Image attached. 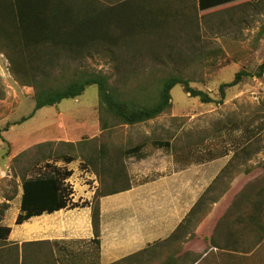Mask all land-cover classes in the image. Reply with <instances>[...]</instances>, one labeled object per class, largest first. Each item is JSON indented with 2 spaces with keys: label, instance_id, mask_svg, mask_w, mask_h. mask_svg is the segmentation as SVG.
Here are the masks:
<instances>
[{
  "label": "trees",
  "instance_id": "16d2710c",
  "mask_svg": "<svg viewBox=\"0 0 264 264\" xmlns=\"http://www.w3.org/2000/svg\"><path fill=\"white\" fill-rule=\"evenodd\" d=\"M242 1H245L243 2L245 4L250 0H0V50L6 51L19 83L35 89L33 111L14 123L27 121L43 107L58 105L64 99L77 98L83 94L88 85L96 84L99 92L98 114L102 130L100 135L92 139L83 137L76 142H65L81 152V167L92 169L100 178V185L93 199L83 201L82 204L72 201L74 191L67 180L72 176L73 170L55 166L48 160L71 163L77 160V157L51 151L43 156L48 172L31 176H28V172H23L20 177L23 195L16 223L22 224L32 217L70 206L89 205L92 209L94 241L99 244L101 198L132 186L124 162L125 158L131 154H138L148 144L172 149L178 157L180 149L170 139L161 137L129 147L123 141H119L111 146L114 155H108L105 149L110 145L106 143L105 136L108 133H125L127 127L146 123L170 111L173 105L172 89L177 84H182L190 96L198 97L204 103L217 102L207 91L191 86L190 79L176 74L160 78L153 89L148 86L142 87L143 93L138 98L136 92L125 94L119 85L111 82V76L103 70H70L66 65L68 59L90 57L104 50L118 57L127 49H136L138 52H143L147 47L153 49L155 33L158 36L162 35V31H169L171 24L178 27L179 31L191 28L199 16L198 9L207 11L215 6ZM58 70H60L59 74L69 73L60 84L56 82L58 78L54 75ZM253 74L257 77L264 75V61ZM251 75L240 70L232 81L221 83L219 102L224 101L227 88L238 85L245 76ZM2 97L4 94L0 90V98ZM187 147L192 151L190 145ZM239 147L240 152L235 153L221 173L231 168L235 158L241 153L247 157L252 156L251 152L246 151L247 144H239ZM192 154L194 153H190L188 157L192 158ZM218 179L219 177L209 186L208 191L180 224L179 229L185 227L197 214L199 206L204 202L207 193L214 190ZM8 183L9 188L5 197L12 200L18 193L19 183L16 178ZM236 186L238 188L235 196L239 195V197L235 202L233 199L229 206H233L236 210V218L235 210L232 219L231 212L226 210L222 215V226L229 228L237 224L238 249L233 253H227L231 257L238 258L239 261L226 264H247L241 258L252 260L256 246L264 239V233H260L262 237L256 243V235L251 231L247 232L248 227L251 226L264 231V175L255 185L249 182L245 187L240 188L239 183L233 187L229 184L223 193L233 191ZM214 197L211 195L209 198L214 201ZM240 198L243 201L242 206H239ZM9 207L8 202L0 203V223ZM10 232V227L0 225V239L4 241ZM197 234L193 232L192 237ZM207 238L210 243H215L213 234ZM40 243L50 245L53 249L51 242L24 244V264L27 259L25 248L27 246L37 248ZM30 253H36L37 260L38 252L31 250ZM249 253L252 254L244 255ZM201 256L202 253H196L194 259L197 260ZM56 260L52 258V261L56 262ZM33 262L34 258L31 263Z\"/></svg>",
  "mask_w": 264,
  "mask_h": 264
},
{
  "label": "rangeland",
  "instance_id": "374dc122",
  "mask_svg": "<svg viewBox=\"0 0 264 264\" xmlns=\"http://www.w3.org/2000/svg\"><path fill=\"white\" fill-rule=\"evenodd\" d=\"M243 2L245 1L236 4L230 2L207 11L198 9L199 16L191 28L179 31L178 27L171 24L169 31H162V35L155 33L153 49L147 47L143 52L127 49L118 57L104 50L90 57L68 59L66 65L74 71L103 70L111 76V82L119 85L125 94L136 92L138 98L143 93L142 87L153 89L160 78L176 74L190 79L191 86L207 91L217 102L204 103L200 98L190 96L182 84H177L172 89L173 105L170 111L155 118L153 123H141V126L131 130H157L158 134L163 133L162 137L170 139L176 147L190 145L192 152L200 150L201 154L195 151L192 159L200 156L207 161L220 157L223 153L232 156V159L237 151L240 152L239 144H247L246 151L251 152L252 156L247 157L241 153L233 162L238 170L234 169L235 166L233 170L228 168L219 178H224L226 174L227 179H230L234 173L243 172L247 176L240 178V188L249 182L255 185L264 175V75L257 77L253 74L264 61V0ZM240 70L252 75L245 76L238 85L227 88L224 101L219 102L220 84L232 81ZM59 71L54 75L58 78L56 82L60 84L69 73L59 74ZM0 90L4 94L0 102L6 99L8 109L11 110L8 111L10 120L4 123L0 136L3 144L0 155L9 152V140L16 139L19 135L23 137L19 142L15 141L13 148L31 144L26 154L16 161L13 178L18 181L17 175L21 177L24 169L29 167L28 175L42 171L46 167L43 156L51 151L75 155L80 162L81 152L78 148L67 145L66 141L40 142L49 132L63 135L68 131L72 135L73 128L76 140L81 139L83 134L87 137L89 122L99 116V92L96 84L88 85L77 98L64 99L58 105L39 109L32 118L9 133L8 122L18 121L33 111L35 89L19 83L6 51L1 50ZM48 142L52 144L46 145ZM0 161L4 160L0 158ZM86 183H90V180H86ZM223 184H216L214 190L207 195L222 193L226 188V183ZM237 188L238 186L231 191L232 196L236 195ZM75 190L76 187L73 191ZM238 197L239 195L234 198V202ZM242 202L240 198L239 206H242ZM15 211L16 206L13 205L7 221L12 220ZM249 231L256 235V243L262 237L259 234L264 233L255 226L248 227L247 232ZM247 264H264V239L256 246L253 260H249Z\"/></svg>",
  "mask_w": 264,
  "mask_h": 264
},
{
  "label": "crops",
  "instance_id": "0c3cea01",
  "mask_svg": "<svg viewBox=\"0 0 264 264\" xmlns=\"http://www.w3.org/2000/svg\"><path fill=\"white\" fill-rule=\"evenodd\" d=\"M2 101L7 106L0 102V136L4 123L10 120L8 111H11L8 109V101ZM16 121L7 123L8 133L15 131L21 124H15ZM149 121L153 123L154 119ZM142 124L127 127L125 133H108L105 141L110 146L105 149V153L114 155L111 146L119 141L129 147L164 136L163 133L158 134L157 130H131ZM72 131V135H69L68 131L63 135L49 132L40 143L76 142L78 140L74 138V128ZM101 133L98 116L89 122L86 136L92 139ZM84 136L83 134L81 139ZM22 137L19 135L16 139L9 140V152L0 155L4 160L0 161V203H10L0 225L11 228L8 237L4 241L0 239V264H24L23 246L31 242H51L53 249L43 243L37 245V248L27 246L25 264H32L33 258V264H226L239 261L227 253L238 249L237 224L229 228L222 226L224 212L229 210L232 214L235 210L233 206H229L237 196H232L230 191L223 193L225 189L222 193L215 194L214 201L209 198L211 195L205 196L197 214L185 227L179 229L180 224L219 177L232 156L223 155L210 161L204 157L192 159L188 156L196 150L192 152L187 145H182L179 147L178 157L172 149L152 144L145 146L138 154L129 155L124 162L132 186L101 198L98 244L94 241L92 209L89 205L70 206L32 217L22 224L16 223L23 195L20 175H17L19 184L16 197L8 200L5 194L9 188L8 182L15 175L16 161L31 147V144H24L13 148L15 141L19 142ZM2 147L0 140V151ZM49 153L51 152L47 154ZM198 153L201 154L200 150ZM48 162L73 170L72 176L67 180L73 189L76 187L72 196L73 202L82 204L83 201L93 199L100 185V178L95 171L82 168L81 160L78 162V159L71 163H61L54 159ZM234 166H231V170ZM234 169L238 170L236 166ZM28 171L29 168L24 169V172ZM45 172H48V169L43 167L42 171L35 175ZM244 176L247 175L243 172L234 173L227 179L225 174L215 185L226 183L225 187L229 184L233 187ZM86 180H90V183H86ZM13 205L16 206V211L9 222L7 215ZM193 232L198 233L197 236L192 237ZM211 234L214 236V244L207 238L211 237ZM31 250L38 252L37 260L36 253L31 254ZM196 253H202L197 260L194 259ZM252 253L244 255L249 256ZM52 258L57 259L56 262L52 261ZM241 259L244 262L250 260Z\"/></svg>",
  "mask_w": 264,
  "mask_h": 264
}]
</instances>
